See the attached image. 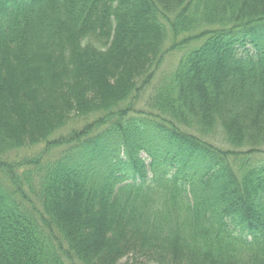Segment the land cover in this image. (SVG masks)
<instances>
[{"label":"trees","instance_id":"16d2710c","mask_svg":"<svg viewBox=\"0 0 264 264\" xmlns=\"http://www.w3.org/2000/svg\"><path fill=\"white\" fill-rule=\"evenodd\" d=\"M0 264H264V0H0Z\"/></svg>","mask_w":264,"mask_h":264}]
</instances>
